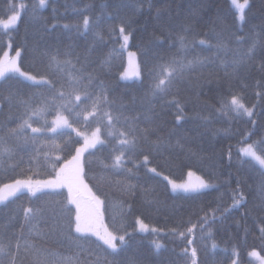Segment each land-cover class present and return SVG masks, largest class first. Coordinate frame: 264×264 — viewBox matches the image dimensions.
Returning <instances> with one entry per match:
<instances>
[{"label":"trees","instance_id":"1","mask_svg":"<svg viewBox=\"0 0 264 264\" xmlns=\"http://www.w3.org/2000/svg\"><path fill=\"white\" fill-rule=\"evenodd\" d=\"M23 2L28 4V9L18 26L7 35L0 29V54L10 37L13 52L16 48L23 49L19 60L21 69L33 75H47L58 81L57 87L69 74L75 75L78 70L93 73L97 77L96 86L103 82L108 98L115 102L118 112L125 117H138L140 127L154 129L150 139L160 137L166 145L159 151L145 149L129 154L125 169L131 168V174L124 170L104 169L103 165H111L116 154L111 144L98 146L91 150L90 155L85 154V182L103 201L104 224L109 230L118 235L131 232L135 228V218L139 216L144 223L163 231L158 234L136 232L118 255H107L102 251L99 254L110 264H189V257L178 255L188 247L187 240L181 239L179 232L186 231L189 221L197 223L205 213L211 215V209L219 207L216 215L220 217L232 204V194L238 189L239 182V190L246 197V202L224 213L223 218L210 223L203 232L197 229L195 243L191 247L197 249L198 264H230L234 245L239 246L241 264H255L257 260L247 253L256 248L264 255V239L259 232L264 217L259 207L262 203L259 186L264 177L258 166L241 161L239 147L246 135L251 137L249 143L264 138V97L256 95L257 92L264 93V69L260 67L264 63V48L257 47L256 55L240 66L235 79L225 76L220 61L232 60L235 49L246 50L253 40L264 42V0H250L241 24L230 0H48L46 8L35 15L32 8L38 0ZM7 3L8 0H0V17L6 18ZM84 16L92 22L87 32L83 30ZM121 22L131 33L128 47L137 55L141 80L120 79V72L125 67V52L119 39ZM65 24L70 27L65 28ZM74 25H79L80 29ZM110 27L115 28L111 35ZM97 33L104 36L103 41L97 38ZM180 35L189 42V47L181 55L187 59L206 57L211 62L186 74L173 88L172 94L183 107L184 118L177 122L176 116L180 113L175 105H165L160 97L152 96L150 69L158 57L168 59L177 54V37ZM218 36L227 45L226 51L218 52L215 47L199 44L203 39L215 45ZM236 36L245 38L242 45L236 44ZM109 55L110 64L101 67V61ZM52 56L70 60L71 64L65 65L62 72L50 69ZM229 85L232 92L244 96L248 107L255 105L251 120L246 116L224 117L215 112L219 97L229 90ZM46 91L19 76L0 82V137H6L8 129L19 123L17 118L24 111L19 101L38 98ZM171 98L169 95L163 100ZM209 115L211 118L207 122L202 119ZM54 116L55 112L47 119L51 121ZM33 126L38 127L39 124ZM80 127L85 130L82 125ZM94 128L93 123L87 131ZM66 135L51 139L41 137L37 145L45 140L50 144L52 139L63 144ZM71 135L73 140L77 139L75 133ZM8 144L16 150L12 161L0 166V184L16 178L31 176L34 180H45L55 175L42 156L39 165L29 162L35 151L31 144L25 147L22 138L19 147H16V138H9ZM76 146L72 145V152ZM56 155L68 159L71 153L67 150L52 153L53 157ZM144 155L150 159L146 165L143 163ZM152 167L174 180L184 179L186 173L193 170L215 183V187L199 195L173 193L164 178L148 170ZM66 197L64 189L63 195L30 198L23 194L6 206L0 205V239L4 242L11 239L14 245L19 238L22 246L27 242L55 254L53 258L74 257L79 249L73 242L53 232L54 214L51 210L38 222L26 223L23 215L24 207H42L55 201H65ZM173 228L178 229L175 236L169 234ZM209 231L211 238H206ZM155 240L164 245L159 251L153 245ZM213 240L218 245L215 250L211 248ZM80 243L85 248L99 251L95 237ZM17 264H32L31 256L23 247Z\"/></svg>","mask_w":264,"mask_h":264},{"label":"snow or ice","instance_id":"2","mask_svg":"<svg viewBox=\"0 0 264 264\" xmlns=\"http://www.w3.org/2000/svg\"><path fill=\"white\" fill-rule=\"evenodd\" d=\"M233 7L237 13V19L241 22L245 20L246 9L250 7V0H231ZM48 0H38V3L33 5L32 11L35 15L38 11L46 8ZM149 6H151L149 2ZM28 9V4L21 0L20 3H15L13 0H8L5 8L6 18L0 17V29L7 35L14 30ZM140 11V9H136ZM91 21L88 16L83 17V30L87 32L91 27ZM65 28L70 27L65 24ZM77 30L79 25H74ZM115 32V28H109V34ZM97 38L103 41L104 36L100 33L96 34ZM131 33L128 31L125 23L121 22L119 25V39L123 41L121 49L126 50ZM244 37L236 36L235 42L237 45L244 43ZM179 48L177 54L165 59L163 56L157 58V63L150 69L152 76L151 94L155 97H160L165 105H175L177 112L180 115L176 116L177 122L181 121L183 117V107L176 95L172 94L175 85L182 81L186 74L194 72L198 67H202L211 61L208 58L196 57L187 59L181 55L189 47V42L184 35L177 37ZM200 45L207 47H215L218 52L226 51L227 45L223 39L217 37L215 45L209 44L207 41L201 39ZM12 40L9 37L7 47L0 54V82L13 79L16 76L23 77L27 81H31L34 86L43 87L47 89L46 92L41 93L38 98H28L20 100L19 104L23 106L24 111L17 119L16 127L8 129L6 137H0V166L5 162H11L16 148L9 146L8 139L16 138V147L22 143L26 147L29 144L34 148L35 155L29 161L39 165L41 156L50 167L51 171L55 173L46 180H34L31 176L26 178L12 179L8 183L0 184V205L6 206L13 202L19 195L27 194L30 198H39L40 196H54L63 195V190H67V197L65 201H55L42 207H24L23 215L26 223L39 221L50 210L54 214L53 232L73 242L79 251L74 257H56L55 254H50L44 250L36 248L34 245L27 242L22 246L20 239L17 238L13 245L11 239L7 242L0 239V264H17L21 248L31 256L32 264H110L106 258L102 257L99 252L102 251L107 255H118L127 246L128 240L136 232L139 233H156L161 230L150 228L148 224L144 223L143 219L137 216L135 218V228L131 232H124L118 235L115 231L109 230V227L104 224V217L102 212L103 201L95 195L92 189L85 182L87 175L85 171V154H91V150L98 146L112 145V151L116 153L112 157L111 165L104 164V169L108 170H124L131 174L132 169H125V163L129 159V154H135L138 151L150 149L152 151H159L165 147L164 141L157 137L156 140H151L150 136L154 134V129L150 127H140L137 118H129L123 116L115 108V102L109 100L106 86L100 82L99 87L96 86L95 81L97 77L93 73H85L82 69L78 70L77 74H69L63 83L49 78V76L32 75L21 70L19 60L22 56L23 49L16 48L15 55H11ZM260 46L264 48V42L253 40L251 45L246 50L235 49L232 60L220 61L224 69V74L230 79L237 78L238 71L241 65L251 60L256 55V49ZM136 53H129V67L125 68L120 73L121 80H141L142 72L138 63H135L134 57ZM111 55L101 61V67L110 64ZM71 64L70 60H60L56 56L49 59V68L55 71H63L65 65ZM264 69V63L260 65ZM259 86V84H258ZM172 95L171 99L163 100V97ZM258 98L264 97V93L257 92ZM218 107L215 112L224 117H247L251 120L254 115L255 105L248 107L244 102V96L241 93L229 90L222 94L218 99ZM55 112L54 118L49 121L48 115ZM211 116H203L202 119L206 122ZM145 119H150L145 117ZM42 121V123H41ZM38 123V127L33 125ZM95 124V128L91 130L90 134L87 129L91 124ZM255 125L256 121H252ZM74 125H77L74 127ZM83 126L84 131L80 126ZM30 130V133H29ZM70 130V131H68ZM72 133H75L77 139H72ZM63 144L57 143L55 139L51 143L47 140L42 141L37 145V141L41 137L54 138L58 136H65ZM250 135L241 140V147L239 154L243 163L252 164L254 167L258 166L260 174L264 177V138L251 141ZM82 141V143H81ZM77 145L72 152V145ZM179 144V141H177ZM143 146V147H142ZM171 147V145H167ZM231 147V146H230ZM47 148L48 151H43ZM71 153L70 158L64 159L62 155L52 156L53 152L62 153L65 151ZM229 159H231V152L229 151ZM63 160V163L60 161ZM140 162H137V165ZM143 163L146 165L150 163L148 155L143 156ZM59 165V166H57ZM13 167L15 165H12ZM156 175H162L157 171V168L152 167L148 169ZM31 171V169H29ZM195 173L188 172V176L192 177ZM172 192L182 191L188 194H201L204 190L215 187L208 180L197 176L196 182L191 180L184 183H176L169 180ZM119 183V182H118ZM134 187V186H130ZM260 192L262 193V203L259 206L260 210L264 212V180L260 183ZM246 202V197L243 192L238 189L232 194V204L224 209V213H229L232 209L243 206ZM130 211V207H129ZM219 207L211 209L209 215L205 213L197 223H191L186 231L179 232L181 239L187 240L188 247H185L181 253L184 257H189V264H198V252L195 247H191L195 243L194 234L197 229L201 232L208 227L210 223H214L216 219L223 218V214L217 217ZM245 215H248L246 212ZM36 225H34V228ZM178 232L177 228L170 230L171 235L175 236ZM261 238L264 239V217L261 219V227L259 228ZM95 237L97 250L85 248L81 241H90ZM211 238V231L208 237ZM156 251L161 250L164 245L158 241H153ZM218 247L213 240L211 248L215 250ZM190 249V251H189ZM227 251V250H225ZM81 254L83 259H81ZM249 257L255 258L259 264H264V255L256 248L248 251ZM230 264H241L240 250L238 245H234L231 252Z\"/></svg>","mask_w":264,"mask_h":264},{"label":"rangeland","instance_id":"3","mask_svg":"<svg viewBox=\"0 0 264 264\" xmlns=\"http://www.w3.org/2000/svg\"><path fill=\"white\" fill-rule=\"evenodd\" d=\"M14 2V1H13ZM21 2V0H17V2H15V3H20ZM230 2H231V0H230ZM240 2L242 3L243 2V0H240ZM231 4H232V2H231ZM233 6V5H232ZM235 9V8H234ZM236 11V10H235ZM237 14V13H236ZM238 20V23L239 24H241L242 22L239 20V19H237ZM130 40V39H129ZM123 43V41L121 40V44ZM129 42H128V45H127V48H126V50H124V52H125V67L123 68V70L121 71V72H123L124 70H125V68H128L129 67V53L130 52H132V53H135V51H133V50H131V49H129ZM7 47V46H6ZM11 55H15V51L13 52L12 50H11ZM134 59V61H135V63H138V60H137V55L133 58ZM22 70V69H21ZM23 71V70H22ZM24 72H26V71H24ZM120 72V73H121ZM31 74V73H30ZM33 75V74H32ZM21 78H23V77H21ZM24 79V78H23ZM124 81H132V80H124ZM29 82H31V81H29ZM32 83V82H31ZM54 118V117H53ZM91 132V131H90ZM90 132H89V134H90ZM241 147V146H240ZM239 147V148H240ZM189 171H192L193 173H195V175L194 176H192V177H189L188 176V172ZM187 173H186V175H185V178L184 179H182V180H174V179H172V178H170V177H168V179L169 180H173V181H175L176 183H184V182H186V181H189V180H191L192 182H196V177L197 176H199V177H202L200 174H198L197 172H195V171H193V170H189ZM159 176H161L162 178H164L166 175L165 174H162V175H159ZM203 178V177H202ZM205 179V178H204ZM46 180V179H45ZM206 180V179H205ZM209 181V180H208ZM166 182L168 183V180H166ZM210 183H212L213 185H215V183H213V182H211V181H209ZM168 186H169V188H170V190H171V186L169 185V183H168ZM66 190V189H65ZM172 191V190H171ZM205 191V190H204ZM66 193H67V190H66ZM174 193V192H173ZM175 193H184V192H182V191H177V192H175ZM149 225V224H148ZM149 227L150 228H153L154 226H151V225H149ZM154 228H156V227H154ZM156 229H158V228H156ZM159 233H163V231L161 230ZM254 263L256 264V263H259V262H257V261H254Z\"/></svg>","mask_w":264,"mask_h":264}]
</instances>
